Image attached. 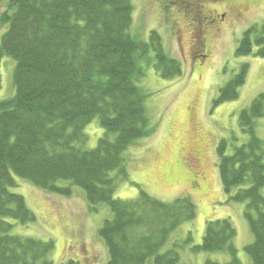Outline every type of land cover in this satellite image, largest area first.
Wrapping results in <instances>:
<instances>
[{
    "label": "trees",
    "instance_id": "1",
    "mask_svg": "<svg viewBox=\"0 0 264 264\" xmlns=\"http://www.w3.org/2000/svg\"><path fill=\"white\" fill-rule=\"evenodd\" d=\"M0 21L8 24L0 60L7 55L15 61V95L0 101V264H52V241L11 234L12 221L29 225L36 220L24 198L9 191L14 177L66 197L77 186L92 210L105 204L111 219L99 235L108 250L106 264H146L151 257L153 264H181L177 246L162 249L176 228L196 217L193 202L179 197L164 203L142 191L134 200H118L109 176L115 171L126 176L123 153L150 132L136 85L142 75L138 59L153 51V68L166 79L181 75L179 62L164 53L156 32L148 43L130 36L131 0H8ZM255 30L244 33L237 55L250 54L255 44L264 57V26L259 34ZM246 72L243 65L214 103L236 99ZM95 117L104 134L95 149L85 150L84 128ZM261 117L264 94L239 116L248 143L231 155L224 141L217 148L223 192L230 201L245 203L243 214L253 236L244 248L250 264H264V149L253 130ZM61 181L68 184L58 185ZM234 237L228 220L209 221L201 245L192 250L227 252L231 260L226 264H240ZM60 264L79 263L69 259Z\"/></svg>",
    "mask_w": 264,
    "mask_h": 264
},
{
    "label": "rangeland",
    "instance_id": "2",
    "mask_svg": "<svg viewBox=\"0 0 264 264\" xmlns=\"http://www.w3.org/2000/svg\"><path fill=\"white\" fill-rule=\"evenodd\" d=\"M192 2L201 6V13ZM7 3L0 0V17ZM131 5L130 36L148 43L150 33L156 32L164 53L179 62L182 73L162 78L153 68L151 50L138 59L142 75L136 85L144 97L150 132L123 153L126 176L118 171L109 174L113 196L122 201L134 200L142 191L164 203L188 197L195 205L196 217L176 228L162 250L177 246L181 264H226L231 260L227 252L192 250L201 245L206 222L226 219L235 230L237 260L250 264L244 248L253 242V236L243 214L245 203L232 202L223 192L217 148L224 141L226 155H231L235 148L248 143L249 135L239 116L264 94V57L257 54L261 47L253 44L250 54H236L244 33L254 26L255 35L259 34L264 26V0H131ZM198 18L212 19L199 31ZM7 28L8 24L0 21V41ZM243 65L247 72L238 97L215 104L221 89ZM14 69L13 58L3 55L0 101L15 95ZM253 130L264 149V117L254 120ZM84 133L87 140L83 148L95 149L104 134L98 117L85 126ZM195 172L196 179L192 178ZM14 180L15 186L9 191L24 198L36 220L29 225L12 221L13 236L52 241V264L69 259L79 264L107 263V246L99 235L105 221L111 219L105 204L92 210L84 191L77 186H72L71 195L66 197L39 190L18 177ZM67 184L61 181L58 185ZM146 264H153V258Z\"/></svg>",
    "mask_w": 264,
    "mask_h": 264
},
{
    "label": "flooded vegetation",
    "instance_id": "3",
    "mask_svg": "<svg viewBox=\"0 0 264 264\" xmlns=\"http://www.w3.org/2000/svg\"><path fill=\"white\" fill-rule=\"evenodd\" d=\"M192 4H194V5H192V7L197 9L196 10L197 13H201V6L198 5L197 3H194V2H192ZM208 19H212V18H203L202 20L198 18V23H199V27H200L199 31H202V29L204 28V25H206V22ZM204 30H207V29H204Z\"/></svg>",
    "mask_w": 264,
    "mask_h": 264
}]
</instances>
